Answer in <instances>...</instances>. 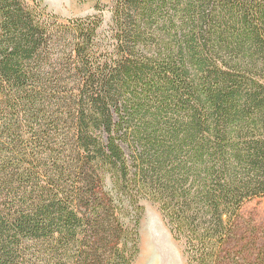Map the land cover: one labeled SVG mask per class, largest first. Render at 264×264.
Instances as JSON below:
<instances>
[{
    "label": "trees",
    "instance_id": "1",
    "mask_svg": "<svg viewBox=\"0 0 264 264\" xmlns=\"http://www.w3.org/2000/svg\"><path fill=\"white\" fill-rule=\"evenodd\" d=\"M76 1L0 0V264H264V0Z\"/></svg>",
    "mask_w": 264,
    "mask_h": 264
},
{
    "label": "rangeland",
    "instance_id": "2",
    "mask_svg": "<svg viewBox=\"0 0 264 264\" xmlns=\"http://www.w3.org/2000/svg\"><path fill=\"white\" fill-rule=\"evenodd\" d=\"M48 9L61 18L84 17L93 13L90 3L79 4L76 0H42ZM102 29L107 30L109 12H104ZM144 215L139 228V252L133 264H185L183 243L170 234L159 212L157 204L147 200L141 201ZM243 213L247 219H252V232L264 242V198H255L244 205ZM255 228L257 230L255 231ZM252 234V236H254Z\"/></svg>",
    "mask_w": 264,
    "mask_h": 264
}]
</instances>
